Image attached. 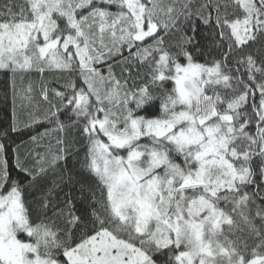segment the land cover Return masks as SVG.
Returning <instances> with one entry per match:
<instances>
[{
    "label": "snow or ice",
    "instance_id": "obj_1",
    "mask_svg": "<svg viewBox=\"0 0 264 264\" xmlns=\"http://www.w3.org/2000/svg\"><path fill=\"white\" fill-rule=\"evenodd\" d=\"M0 264H264V0H0Z\"/></svg>",
    "mask_w": 264,
    "mask_h": 264
}]
</instances>
